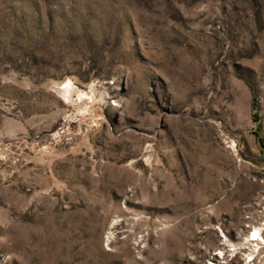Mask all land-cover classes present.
<instances>
[{"label": "rangeland", "instance_id": "rangeland-1", "mask_svg": "<svg viewBox=\"0 0 264 264\" xmlns=\"http://www.w3.org/2000/svg\"><path fill=\"white\" fill-rule=\"evenodd\" d=\"M245 218L264 0H0V264H206Z\"/></svg>", "mask_w": 264, "mask_h": 264}, {"label": "built area", "instance_id": "built-area-1", "mask_svg": "<svg viewBox=\"0 0 264 264\" xmlns=\"http://www.w3.org/2000/svg\"><path fill=\"white\" fill-rule=\"evenodd\" d=\"M245 223L235 233L234 241H229L225 234L220 233L221 248L212 251L206 257V264H257L260 252L264 247V221ZM222 250L223 257L216 253Z\"/></svg>", "mask_w": 264, "mask_h": 264}, {"label": "bare ground", "instance_id": "bare-ground-1", "mask_svg": "<svg viewBox=\"0 0 264 264\" xmlns=\"http://www.w3.org/2000/svg\"><path fill=\"white\" fill-rule=\"evenodd\" d=\"M75 93H76V90L75 88H73L72 83L70 82L65 84L64 87L61 89L62 96L67 100H70L72 96H74ZM81 97H82L81 95H77V99L75 100H78V98H81ZM223 255H224V252L222 250L216 253L217 257L224 258Z\"/></svg>", "mask_w": 264, "mask_h": 264}]
</instances>
